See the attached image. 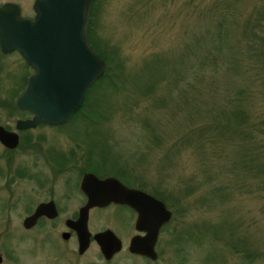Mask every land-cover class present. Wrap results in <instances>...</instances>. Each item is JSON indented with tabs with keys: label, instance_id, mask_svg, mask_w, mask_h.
Returning a JSON list of instances; mask_svg holds the SVG:
<instances>
[{
	"label": "rangeland",
	"instance_id": "obj_1",
	"mask_svg": "<svg viewBox=\"0 0 264 264\" xmlns=\"http://www.w3.org/2000/svg\"><path fill=\"white\" fill-rule=\"evenodd\" d=\"M32 1L0 4L31 18ZM94 1L91 42L115 74L89 90L83 115L46 128L43 146L58 153L68 131L100 175L166 198L158 256L127 251L125 208L88 212L90 235L124 237L106 260L92 238L79 256L58 226L23 229V203L0 210V264H264V0ZM31 74L17 52L0 51V125L27 118L15 100ZM63 213L75 218L77 207Z\"/></svg>",
	"mask_w": 264,
	"mask_h": 264
},
{
	"label": "water",
	"instance_id": "obj_2",
	"mask_svg": "<svg viewBox=\"0 0 264 264\" xmlns=\"http://www.w3.org/2000/svg\"><path fill=\"white\" fill-rule=\"evenodd\" d=\"M93 0H33V16L20 14L14 2L0 4V51H12L22 56L32 74L26 79L25 89L15 100L20 112L32 118L18 119L15 128L24 130L41 124H64L83 106L84 96L90 86L102 75L106 62L88 41V26ZM12 141H11V140ZM10 140L11 142L7 143ZM16 134L0 127L2 144L14 146ZM81 191L87 198L77 212L76 219L65 221L77 239V253L87 250L91 238L99 247L102 258L111 260L122 249L119 237L108 229L88 232L86 221L91 208L105 207L110 203L126 204L136 212L135 235L128 242V252L154 261L158 231L167 223L172 213L152 194L127 188L116 178L97 180L92 174L83 175ZM56 209L40 204L28 217L23 227L29 229L40 215L51 217ZM62 233L63 239L68 238Z\"/></svg>",
	"mask_w": 264,
	"mask_h": 264
},
{
	"label": "flooded vegetation",
	"instance_id": "obj_3",
	"mask_svg": "<svg viewBox=\"0 0 264 264\" xmlns=\"http://www.w3.org/2000/svg\"><path fill=\"white\" fill-rule=\"evenodd\" d=\"M20 113H25L27 114V118H32L28 112L23 111ZM15 122L16 120L11 126L7 125V123L0 125V127H2V129H5L7 132H11L12 134L15 133L17 138V140H15L14 146L2 144L0 141V200L4 202V208H0V210L2 211V209H18V207H21L23 203H25V205H27V207H29L31 211L22 218L23 223V219L34 212L40 204H45L51 209H56L55 214H53L51 217H47L44 214L40 215L36 219L37 221L34 222V224L29 227V229L24 228L21 223L22 228L26 231H29L34 227L42 226L43 224H47L49 226L51 225L56 228L58 226V228H60L58 234L61 239H63L61 237L62 233L65 232H67L69 236L64 240H69L71 238V234L75 237V233L72 231V229L67 228L65 221L76 219V216L75 218H70V215H63V210L66 209L68 211L72 206H75L77 207L78 212L81 206L85 203L87 198L81 191L80 187V182L84 174H92L96 176L97 180L102 178L114 177L118 182L124 184L129 189L135 188L139 191H145L141 187L138 188V186L133 184V182L126 183V181L121 178H117L115 175H100V170L102 167H104V165H102V162L99 160H92L90 155H87V157L82 156L79 151V147L76 146L77 143L73 144L69 139L70 136H68V131L65 135L66 137L64 139V144L62 145L63 147L62 149H60L61 151L53 154L51 150L48 153L46 150L53 147L45 148L43 146L45 145L47 139L46 135L48 131H46V128H51L54 132L55 130H59L62 127L65 128V125L69 124L68 121H66L64 124L61 123L55 126H51L45 123H39L34 127V129L28 128L22 131L15 128ZM31 135L35 136L33 137ZM10 140H8L7 143L12 141ZM54 149L55 148H53V150ZM25 155H30L31 157H25ZM26 158H30V161L26 162ZM57 158L60 160L54 161ZM61 183L65 187V189L63 190H59L58 188ZM72 190L77 195L78 200H74V204L71 205L69 199L72 198ZM153 196L156 197L155 195ZM156 198L158 199V197ZM112 206L118 207V209L125 208L130 215V228L128 230L129 232L127 231L128 233L126 232V234L124 235L125 238L129 237L130 240L135 235L143 236V232L140 233L135 229L136 227L134 223L137 215L132 208H130L126 204L117 205L114 203H110L105 207L110 208ZM6 221L7 222H5V224H9L8 219H6ZM165 225L166 223L163 224V226ZM163 226L158 231L159 235H161L160 232ZM63 227H65L66 230H64ZM115 235L118 236L117 234ZM118 237L123 249L124 237ZM76 249L78 248L76 247Z\"/></svg>",
	"mask_w": 264,
	"mask_h": 264
},
{
	"label": "trees",
	"instance_id": "obj_4",
	"mask_svg": "<svg viewBox=\"0 0 264 264\" xmlns=\"http://www.w3.org/2000/svg\"><path fill=\"white\" fill-rule=\"evenodd\" d=\"M94 1V0H93ZM94 3H95V1L92 3V8H91V14H90V21H91V18H92V15H93V13H94V11H93V5H94ZM88 41L90 42V44L92 45H90L91 47H93V49L99 54V56H100V58L102 59V60H104L105 62H106V56L104 55V53H102V52H100L99 51V49H95V47L93 46V42H91V35H92V32H91V29H90V24H89V27H88ZM107 63V62H106ZM107 65V64H106ZM114 74L115 73H113V74H111V72H110V69H108V66H106V68H105V70H104V75H102V76H100L95 82H94V85L95 84H97L98 82H102V81H104V80H109L110 82H111V80H112V76H114ZM93 85V86H94ZM93 86H90L88 89H87V91H86V96H84V106H82V107H80L76 112H75V114H74V116L73 117H71L69 120H68V122H71L70 120H75V118L76 117H78L79 115H83L82 113H81V111L83 110V107H85V102H86V100H87V97L89 96V90L93 87ZM240 119H242V117H240ZM243 119L245 120V117H243ZM154 193V195L156 196V197H158V199H160V200H164V201H166V198H164V197H162V196H160V195H158V193H155V192H153Z\"/></svg>",
	"mask_w": 264,
	"mask_h": 264
}]
</instances>
